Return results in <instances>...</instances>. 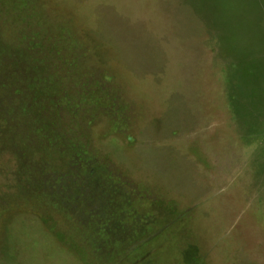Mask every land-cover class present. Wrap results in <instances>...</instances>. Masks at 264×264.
Segmentation results:
<instances>
[{"label": "rangeland", "instance_id": "obj_1", "mask_svg": "<svg viewBox=\"0 0 264 264\" xmlns=\"http://www.w3.org/2000/svg\"><path fill=\"white\" fill-rule=\"evenodd\" d=\"M54 2L60 5V15L73 12H66L59 0ZM168 2L166 19L184 25L189 42L199 87L194 105L207 111L200 115L196 131L208 141L214 169L211 178L234 218L255 242L258 264H264V0ZM97 19L96 23L82 16L78 22L94 50L85 67L95 78L85 79L90 91L83 112L65 113L40 132L28 126V137L16 133L17 122L0 128V226L15 210L43 214L54 219L53 226L58 222L54 217L59 216L61 236L78 248L87 264H111L134 241L150 235L119 264H176L174 258L183 255L186 240L175 236L180 226L170 236H162L169 231L177 208L158 195L162 190L184 191L189 184L187 165L180 160L190 150L189 143L183 140L181 146L182 142L165 139L172 136L169 124L184 110L181 103H189V95L184 91L185 99L178 96V100L174 93L165 92L155 76L162 71L156 69L160 64L153 59L149 44L112 41L126 31L118 17L107 12ZM101 112L110 117L103 119L109 123L102 124L106 132L123 137L97 143L93 161L97 168L90 170L84 164L86 147L82 145L84 135L91 132L97 138L101 133L95 126ZM88 119L95 125L88 126ZM190 130L186 128L183 136H191ZM34 133L39 138L48 135L47 141L34 139L30 136ZM200 150L193 149L198 161H203ZM76 172L86 175V197L79 201L86 209L90 205L86 221L81 220V208L72 209L47 193L48 185L57 193L52 188L61 186L64 178L75 183ZM90 223L92 227L85 226ZM27 232L35 264H70L36 237L33 226L28 225ZM157 235L160 243L167 242L160 249L154 243Z\"/></svg>", "mask_w": 264, "mask_h": 264}, {"label": "trees", "instance_id": "obj_2", "mask_svg": "<svg viewBox=\"0 0 264 264\" xmlns=\"http://www.w3.org/2000/svg\"><path fill=\"white\" fill-rule=\"evenodd\" d=\"M77 2L90 5L91 0ZM59 6L54 0H0V128L4 123L17 122L16 133L20 137H28V126L40 132L44 125H51L55 119L65 117V113L73 116L77 111L83 112L87 105L85 95L90 91V86L86 88L89 80L85 79L95 78L85 67L94 57V50L92 41L85 36L78 22L83 16L97 23L101 13L116 10L104 1L96 6L95 16L81 8L60 15ZM102 114L98 120L105 118L101 117ZM87 123L90 126L93 119H88ZM38 134L30 136L47 141L44 138L48 135L39 138ZM92 134L84 135L86 140L82 145L86 147L82 153L86 161L84 164L90 170L97 168L93 162L97 147L92 144L104 145V139L110 141L123 137L119 132H105L97 138ZM89 147H92L91 151ZM74 177L77 178L75 183L64 178L61 186L52 188L57 193L50 189L53 185H48L47 193L62 199L72 209L81 208V220L86 221L90 205L86 209L79 204L86 197V175L76 172ZM179 232L177 227L175 233Z\"/></svg>", "mask_w": 264, "mask_h": 264}, {"label": "water", "instance_id": "obj_3", "mask_svg": "<svg viewBox=\"0 0 264 264\" xmlns=\"http://www.w3.org/2000/svg\"><path fill=\"white\" fill-rule=\"evenodd\" d=\"M59 1L66 6V12L81 8L94 16V10L101 2L112 4L116 10H111V14L125 24L123 30H126L122 32L125 33L124 35L113 36L112 41L115 44L117 42L137 45L140 43L149 44L152 48L150 52H152L153 59L157 65L160 64L158 68L156 66L155 68L162 71L161 75L155 74V76L161 82L165 92L168 95L171 92L174 93L178 100V96L185 99L184 91L188 93L189 103H181L184 110H179L176 113L175 123L169 124L171 125L169 135L172 136L165 138L172 139L174 142L184 140L189 143L188 147H191H189L191 152L188 149L187 154H183V158L189 159L186 166L189 173V184L183 189L184 191H181L186 194V198L174 193L168 194L182 202L189 201L194 204L191 218L181 231L182 237H188V240L193 244L196 243L200 249L212 248L213 258L217 263L258 264L255 242L250 238V233L243 229L234 218L223 195L211 178L214 169L211 163L212 156L206 147L208 141L202 140L196 131L200 115L204 114L205 116L207 111L194 105L199 87L195 78L192 57L189 53L190 46L185 37L184 25L175 24L174 18L166 19V11L169 8L168 0H91L90 5L81 4L77 0ZM168 11L170 13V9ZM170 25L174 27L172 28ZM155 68L152 67L153 72ZM101 117L110 120L106 114H102ZM103 119L96 121V124L99 122V125L94 124L99 128L100 135L106 132V129L102 127V124L106 122ZM105 125L109 126V123H105ZM206 126L209 129L212 127L208 116ZM186 128L192 131V135L188 138L183 136ZM173 132L175 135L172 134ZM181 146H183V142ZM195 148L201 149L203 161H198L199 154L193 151ZM181 149L185 151V148ZM162 192L167 194L165 190ZM190 261V264H200L202 256L191 258Z\"/></svg>", "mask_w": 264, "mask_h": 264}, {"label": "flooded vegetation", "instance_id": "obj_4", "mask_svg": "<svg viewBox=\"0 0 264 264\" xmlns=\"http://www.w3.org/2000/svg\"><path fill=\"white\" fill-rule=\"evenodd\" d=\"M95 144V143H94ZM93 144V145H94ZM102 144V143H101ZM98 148V145H95ZM181 161L189 162L187 158H180ZM184 165V166H185ZM162 201L167 205H174L177 208V214L173 218V221L170 222L169 232L163 233L162 236L169 235L170 232L174 229L175 226H180V232L175 234L177 238L181 234V226L187 224L191 218L194 204L188 202H182L179 199L174 198L172 195H168L169 193L178 194L179 196H183L186 198V194L181 191L170 189L167 190V194L159 191ZM199 198V197H198ZM43 214H33L31 210H15L13 212H9L5 219L2 221L3 224L0 226V264H35L36 255L31 254V246L28 244V225L33 226L35 228V232H37V238L42 239L47 242V246L51 249V251L57 254H63L70 262V264H87L82 256L80 251L76 246L71 244L68 239L61 236V221L59 216H55L58 221L55 226L52 218H45ZM189 218V219H188ZM5 236V240L3 237ZM150 235L145 237H141L138 240L134 241L131 245H129L126 251L113 263L111 264H119L123 259L127 256L126 253L130 252L132 249H136L140 244L144 241H147ZM154 243L159 245L160 247H164L167 242L160 243V237L155 236ZM184 238V237H183ZM184 241L187 245L186 249L183 250V255L175 256L174 260L176 264H190L191 258L202 256V261L200 264H223L217 263L213 258V249L209 248L207 250L200 249L196 243L193 244L188 240V237H185ZM264 244V243H263ZM154 245V244H152ZM261 247V246H260ZM31 250V251H30Z\"/></svg>", "mask_w": 264, "mask_h": 264}, {"label": "crops", "instance_id": "obj_5", "mask_svg": "<svg viewBox=\"0 0 264 264\" xmlns=\"http://www.w3.org/2000/svg\"><path fill=\"white\" fill-rule=\"evenodd\" d=\"M205 1H208V0H205ZM64 260L66 261V260H68V259L64 256Z\"/></svg>", "mask_w": 264, "mask_h": 264}, {"label": "bare ground", "instance_id": "obj_6", "mask_svg": "<svg viewBox=\"0 0 264 264\" xmlns=\"http://www.w3.org/2000/svg\"><path fill=\"white\" fill-rule=\"evenodd\" d=\"M162 132V131H161Z\"/></svg>", "mask_w": 264, "mask_h": 264}]
</instances>
